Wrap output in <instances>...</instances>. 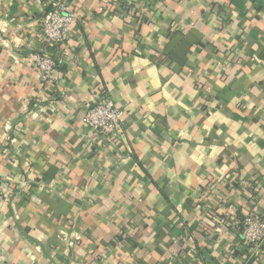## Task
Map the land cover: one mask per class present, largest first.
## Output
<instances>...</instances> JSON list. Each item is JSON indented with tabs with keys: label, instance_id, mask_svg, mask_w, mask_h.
Segmentation results:
<instances>
[{
	"label": "crops",
	"instance_id": "crops-1",
	"mask_svg": "<svg viewBox=\"0 0 264 264\" xmlns=\"http://www.w3.org/2000/svg\"><path fill=\"white\" fill-rule=\"evenodd\" d=\"M47 1L0 0V264H264V0H62L52 83Z\"/></svg>",
	"mask_w": 264,
	"mask_h": 264
},
{
	"label": "built area",
	"instance_id": "built-area-1",
	"mask_svg": "<svg viewBox=\"0 0 264 264\" xmlns=\"http://www.w3.org/2000/svg\"><path fill=\"white\" fill-rule=\"evenodd\" d=\"M76 13L72 6L62 0H48L40 17V28L46 49L30 55V60L43 82L52 83L61 59L55 56L59 46L65 45ZM4 41L0 31V43ZM55 52V54H54ZM124 110L117 107L108 94L102 92L95 103L85 112L83 120L98 136H114L116 125L122 120ZM237 225L242 242L248 250L257 254L264 247V219L254 215H244Z\"/></svg>",
	"mask_w": 264,
	"mask_h": 264
},
{
	"label": "trees",
	"instance_id": "trees-1",
	"mask_svg": "<svg viewBox=\"0 0 264 264\" xmlns=\"http://www.w3.org/2000/svg\"><path fill=\"white\" fill-rule=\"evenodd\" d=\"M54 54H55V52H54ZM55 56H57V53L55 54Z\"/></svg>",
	"mask_w": 264,
	"mask_h": 264
}]
</instances>
